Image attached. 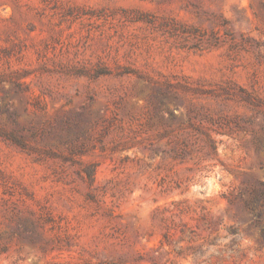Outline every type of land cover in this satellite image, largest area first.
<instances>
[{"label": "rangeland", "instance_id": "rangeland-1", "mask_svg": "<svg viewBox=\"0 0 264 264\" xmlns=\"http://www.w3.org/2000/svg\"><path fill=\"white\" fill-rule=\"evenodd\" d=\"M258 139L264 0H0V264H264Z\"/></svg>", "mask_w": 264, "mask_h": 264}, {"label": "trees", "instance_id": "trees-1", "mask_svg": "<svg viewBox=\"0 0 264 264\" xmlns=\"http://www.w3.org/2000/svg\"><path fill=\"white\" fill-rule=\"evenodd\" d=\"M247 100H250L249 97ZM255 105H258L254 102ZM249 124H252V119L245 120ZM239 128H244L237 123ZM258 144L264 146V140L258 139ZM213 149L216 151V147L213 145ZM228 205H234L237 202L241 203L242 207L249 213L251 222L261 227V233L264 235V181H257L255 185L246 187L244 190L238 191L237 194L232 192L225 196Z\"/></svg>", "mask_w": 264, "mask_h": 264}]
</instances>
